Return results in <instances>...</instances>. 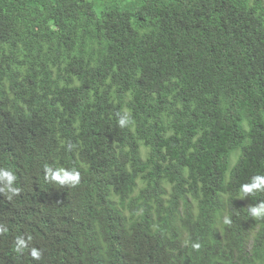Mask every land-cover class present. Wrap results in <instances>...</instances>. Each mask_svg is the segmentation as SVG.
<instances>
[{
    "label": "trees",
    "instance_id": "obj_1",
    "mask_svg": "<svg viewBox=\"0 0 264 264\" xmlns=\"http://www.w3.org/2000/svg\"><path fill=\"white\" fill-rule=\"evenodd\" d=\"M0 168V264H264V0H0Z\"/></svg>",
    "mask_w": 264,
    "mask_h": 264
},
{
    "label": "clouds",
    "instance_id": "obj_2",
    "mask_svg": "<svg viewBox=\"0 0 264 264\" xmlns=\"http://www.w3.org/2000/svg\"><path fill=\"white\" fill-rule=\"evenodd\" d=\"M132 123L131 120L127 118H122L118 120V125L120 128H124ZM71 145H68L69 150L71 149ZM44 173H45V179L57 183L59 185L67 184L69 186H76L80 180V173L77 169L71 168V169H65L63 167L57 168L55 171H53L52 167L45 165L44 166ZM15 175L7 169L0 168V181L5 182L6 185L9 187L7 188V191L12 194H18L20 189L15 187H10L12 184V181L15 180ZM254 192H264V175H254L251 177L250 181L248 183H244L241 185L239 189V193L241 198H243L246 194H252ZM11 198V196H9ZM248 213L250 217L252 218H264V201H260L254 205H249L247 207ZM223 223L228 225L231 224V220L228 217H225L223 220ZM17 243L19 245H23L24 241L20 238L17 239ZM189 241H185V244H188ZM191 247L193 250H198L201 245L197 242L191 243ZM17 251H20L21 249L17 247ZM32 258L39 260L41 258V253L33 248L31 251Z\"/></svg>",
    "mask_w": 264,
    "mask_h": 264
},
{
    "label": "rangeland",
    "instance_id": "obj_3",
    "mask_svg": "<svg viewBox=\"0 0 264 264\" xmlns=\"http://www.w3.org/2000/svg\"><path fill=\"white\" fill-rule=\"evenodd\" d=\"M100 7H101V5H98V6H97V9H99Z\"/></svg>",
    "mask_w": 264,
    "mask_h": 264
}]
</instances>
